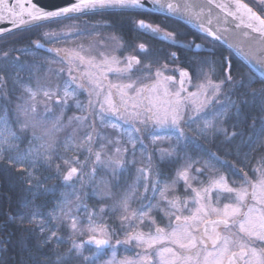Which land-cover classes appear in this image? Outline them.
<instances>
[{
    "label": "snow or ice",
    "instance_id": "snow-or-ice-1",
    "mask_svg": "<svg viewBox=\"0 0 264 264\" xmlns=\"http://www.w3.org/2000/svg\"><path fill=\"white\" fill-rule=\"evenodd\" d=\"M149 3L153 11L194 23L213 48L210 56L191 57L189 71L172 66L179 59L176 52L169 53L163 62L148 58L149 49L144 43L121 54L125 44L115 35L110 37L114 46L107 50L105 41H99L95 48L81 44L72 49H46L56 54L54 60L38 54L44 49L39 41L33 42L34 48L16 50L33 59L66 66L48 68L56 77L54 86L41 84L37 77L33 87L21 82L20 73L35 77L40 65L22 63L20 55L14 58V82L23 91L17 98V123L21 133L32 130L27 150L20 151L17 143L26 137L0 120V163L19 173L24 191L31 196V202L23 205L27 211L9 216L6 223L30 234L23 250L31 264H66L72 252L82 264H92L105 249L119 245L139 249L134 258L120 264H264V159L252 169V177L243 166L237 171L232 165V176L243 173L237 182L220 172L217 165H228L215 153H210L207 161L181 155L182 146L200 138L214 140L223 135L224 141L231 143L240 135L235 130L229 132L223 126L224 120L233 108L240 116V104L247 103L241 90H251L253 95L256 90L252 89V79L245 81L243 76L233 74L231 56L234 52L264 77V11L254 10L244 0ZM259 4L264 8V0ZM210 5L219 13L214 14ZM108 8L145 9V0H73L55 10L45 9L34 0H0V22L12 26L0 29V33L48 28L43 35L50 42L99 36L95 28L88 31L87 25L83 31L78 27L73 31L71 26L62 31L51 28ZM133 23L142 30L161 32L144 20ZM229 33L236 42L229 39ZM163 35L176 43L174 33ZM218 41L230 50L227 57L214 58ZM188 47L198 53L204 45L190 43ZM8 56L5 52L0 58ZM218 73H222L220 79L214 80ZM193 74L200 82L194 85L195 91H190ZM6 84L0 73V96L5 99ZM237 92L239 98L233 100ZM259 92L264 95V88ZM81 93L86 94V102L80 99ZM69 111L73 114L65 120ZM37 129L41 135L36 134ZM62 132L65 135L61 139ZM33 141L38 144L33 145ZM164 143L167 147L162 146ZM245 143H249V152L243 154V161L250 158L255 146H264V116L256 140L249 137ZM60 148L76 155H62ZM240 152L237 146L238 161ZM166 161L180 163L170 181L160 179L159 165ZM130 167H135L134 181L113 205L89 207V195L101 202L112 199V187L119 185ZM52 179L61 181L63 191L60 199L53 201L55 206L44 214L41 208L45 205L35 201L54 192L46 186ZM89 186L91 193L87 191ZM180 186L183 194L178 190ZM141 187L144 193L138 195ZM134 199L139 200L138 208L131 206ZM113 217L120 221L118 229L108 223ZM61 227L68 230L71 240L66 254L56 251L65 242L59 235ZM7 242L0 240V252L7 251ZM86 246L94 249L90 256L84 255ZM21 264H25L23 258ZM106 264L115 261L109 259Z\"/></svg>",
    "mask_w": 264,
    "mask_h": 264
},
{
    "label": "trees",
    "instance_id": "trees-1",
    "mask_svg": "<svg viewBox=\"0 0 264 264\" xmlns=\"http://www.w3.org/2000/svg\"><path fill=\"white\" fill-rule=\"evenodd\" d=\"M247 1V0H246ZM249 3V2H248ZM249 5H251L249 3ZM252 6V5H251ZM253 7V6H252ZM254 8V7H253ZM255 9V8H254ZM256 10V9H255ZM260 12V11H258ZM95 16L103 18L101 21H105L107 26V31H102L100 33L99 38H106L107 35H113L119 37L125 44V48L128 51H131V47L144 43L148 49L149 58L154 61L163 62L167 60L169 53L176 52L179 59L175 62L176 66L178 65L181 68H189L190 58L196 55H199L201 58L208 57L213 51L211 45H209V49L202 48L198 53L191 49L187 51L180 46V43H165L158 39L157 37H153L143 32L142 29H139L133 22L138 21L139 19L150 18L153 22L159 24L163 29L168 30L171 33L175 34L176 40H187L193 38L195 40L202 39L206 42L204 37L198 36L193 30L183 25L182 23L161 17L158 15L143 13V12H130V11H104V12H96L89 13L86 16H82V18H94ZM94 20V19H93ZM37 28H32L28 31H15L3 37H0V56L3 53L8 52L10 58L16 57L18 55L17 49L22 48H34L32 44L33 39H40V37L32 36L29 32L35 30ZM101 29H99V32ZM32 33V32H31ZM21 34L20 36L24 37L17 41H12L11 43H4L6 39L13 38V36ZM107 34V35H106ZM19 36V37H20ZM84 42H87L86 39H83ZM39 51V50H38ZM40 52V51H39ZM215 57L219 58L221 56L227 57L229 55V50L222 47L220 44L215 43ZM46 55V54H45ZM143 55V54H142ZM54 56V55H50ZM26 58H21L20 62L24 61ZM232 66L234 69V75L237 77L243 76L245 81L252 79L254 83L252 84V89L256 90V95H253L251 90H241L243 91L244 97L243 99L247 101V103L240 104V116L237 117L236 110L233 108L227 118L224 120L223 126L229 131H237L240 135L236 136L231 143L225 142L221 150L216 154L222 161H226L227 165H235V169L240 168V162L243 161V154L249 152V143H245V141H249V137L252 138V141L256 140L257 134L260 132L261 128V117L264 116V95L260 94L259 90L264 88V82L261 81L258 77H256L249 68L233 53L231 56ZM181 64V65H180ZM191 71V68H189ZM40 75V71L37 73ZM222 73H218L213 77L214 80H219ZM53 78L51 73H48L44 79L45 83H49ZM239 92L234 93L232 95L233 100H238ZM68 115L65 116L67 119ZM253 118H255V126H252ZM233 125H236L233 128ZM237 146L240 147V161L236 159L235 150ZM209 150H213L214 145L208 146ZM189 153L192 157H203L205 159L208 158V155L205 153L206 151L197 149H189ZM264 156V146H255L254 150L250 152V158L245 161L244 168L247 171L251 168L260 157ZM228 158V159H227ZM215 163V161H213ZM179 164V162L167 164H161L162 167V176L169 178L170 174L173 173V168ZM126 176V180H125ZM135 177V169L130 167L126 174L122 175L119 185L113 186L111 191L113 193L112 199H106L103 202L98 201L96 198L90 197L87 204L89 207L99 208L101 203L105 205H111L113 202L120 198V195L124 193V191L131 185L134 181ZM111 180V177H107ZM115 184V182H113ZM25 185L19 179V173L15 171L14 168L9 167L6 164L0 163V225H5L2 229H0V240H7L6 248L7 251L0 252V261H3L4 264H21L22 258L25 264H31L30 261L27 260V253L24 252V241L29 240L30 242V234L27 233L23 228L17 227L13 223H6L8 221L9 216H17L22 211H27V209L23 208V205L27 202H31L30 194L24 191ZM142 188V187H141ZM139 192V190H138ZM118 197V198H117ZM30 204V203H29ZM109 224L113 225L118 229L117 224L113 221H110ZM65 233V232H64ZM63 233V235H64ZM63 237V236H62ZM70 240H65L64 243L57 247V252L64 254L65 249L69 248ZM90 250H93L92 247L86 246V251L90 253ZM104 250V257L107 256L108 251ZM122 251V250H120ZM47 255H51L47 249L45 250ZM84 252V253H85ZM74 252L71 253V255ZM121 253V252H119ZM74 258L72 262H75ZM68 262H66L67 264Z\"/></svg>",
    "mask_w": 264,
    "mask_h": 264
},
{
    "label": "rangeland",
    "instance_id": "rangeland-1",
    "mask_svg": "<svg viewBox=\"0 0 264 264\" xmlns=\"http://www.w3.org/2000/svg\"><path fill=\"white\" fill-rule=\"evenodd\" d=\"M248 2L257 11H260V12L264 11V8H262L260 6V4H259V0H248ZM100 19L102 20L103 18L97 17V16H95L94 18H92V17H89V18H87V17L86 18L79 17L78 19H75V20H66V21L63 22L62 25H53L51 30H53V31H62V30L65 29V26H71L73 28V31H75V29L77 27L80 30L83 31L85 29V25H87L88 26V28H87L88 31H92V29L95 28L97 31H99V29H101L100 33L102 31L109 32V31H107L108 28H107V26L105 24V21H101ZM48 30H49L48 28H37V29L31 31L32 33L29 32L32 36L40 37V39H33L32 42L39 41L43 45L48 46V47L53 48V49H55V48H69V49H72V48L78 47L81 44H83L85 47L92 46L93 48H95V47L99 46V41H105V50H107L108 48L114 46V42L110 39L111 35H107V34L106 35L108 37H106V38H99V37H97L95 35H93V36L81 35L79 37L73 36L72 38H68V39H66L64 41H60V42H50L43 35V33L45 31H48ZM143 32L148 34V35H151V36L153 34L150 31L143 30ZM164 32H166V31L161 30V32L157 33L155 37H157L158 39H160L163 42H168V41L171 42L172 40L165 39V37L163 35ZM20 35L21 34H18V35L13 36V38L6 39L5 42H2V44L11 43L12 41H17V40H20V39L24 38V37H22ZM83 39H86L87 42H84ZM175 40H176V38H175ZM176 41H180V40H176ZM181 41H183V40H181ZM32 44L34 45V43H32ZM124 51H128V49L124 48L122 50L121 54H123ZM17 54L20 55V59L22 57L26 58L24 61H22V63L26 62L29 65H40L39 70L36 72V76L35 77H31L30 78V74L27 73V72L20 73L21 82L22 83L31 84V86H33V87L36 86L37 77L39 78V82L41 84H45V85L50 84V85L54 86L55 83L57 82L56 81V77L54 75H52L53 78H51L52 80L48 84L44 82V79H45L46 75L49 73L48 72V68L51 67L53 70L59 69L60 67H65L66 68L65 65H61L59 63H50L49 64V63H46V62L41 61L39 59H33V57L30 56V55H22L20 53H17ZM38 54L42 55V56H48L50 59H53V60L57 59L55 53H54V56H50V55H45V54H43V53L38 51ZM14 58L15 57H12V58L7 57V59L0 58V73H2L4 75V77H5L6 81H7L6 91H5V95H6L7 98L5 99L4 97L0 96V120L6 121L7 125L13 131H15L18 134L23 135V136L26 137L25 139H21V140H19L17 142L18 145H19V150L23 152V151L27 150L30 147V145L28 143V138H31L32 130L29 129L26 133H21L19 125L17 123V103L20 102V101L17 100V98L20 97L21 95H23V91H22L21 87L14 82V79H15V76H16V73H15V70H14V66H13ZM148 58H149V56H148ZM39 71L41 73L40 75L37 74ZM199 82L200 81H198L196 79L195 74H193V80H192L193 87H190L189 90L190 91H195L194 85H196ZM80 99L82 101L86 102V100H87L86 94L85 93H81ZM216 107H219V105H217ZM41 111H42V109H41ZM72 114H73V111H69V112L66 113V115H68V116H71ZM65 120H67V119H65ZM36 134L37 135H41L42 131L40 129H37L36 130ZM64 135H65V133H63V132L59 134L61 139L64 137ZM189 135L190 136L194 135V133L189 132ZM145 143H148L149 146L151 147L149 141L146 140ZM224 143H225V141H224L223 135L217 136L214 140H205L203 138H200L198 140H195V141L187 144L186 146H182L183 151H182L181 155L187 154V155L191 156L190 153H189L190 152L189 149H191V148L194 149V150L197 149L198 151L203 150V151H206L205 153L208 155L207 159H205L203 157H200V156H197V157H192L191 156V157L194 158V159H199L201 161H207L210 158V153L217 154L219 152V150H221V147H223V145H225ZM36 144H38V142L33 141V145H36ZM212 145H214L213 150H211V149L209 150L208 146H212ZM162 146L163 147H167V143H164ZM58 151H59L60 154L67 155L70 158L76 155V153H74V152L65 153L62 148L58 149ZM235 153H236V150H235ZM81 159H83V156H81ZM261 159H264V156L260 157L258 159V161L261 160ZM258 161L251 168H249L247 170V172H248L250 177H252L254 175L252 169H254V168H256L258 166ZM57 162L59 163V161H57ZM241 162H240L239 166L240 167L241 166L244 167L245 161H243V163H241ZM164 163L167 164L168 162L166 161ZM164 163H161V164H164ZM3 164H5V163H3ZM160 165H159V167H160L161 173H162V167ZM179 166H180V163L176 164V166L173 168V173H171L169 175L170 176L169 178L163 177L162 176L163 174H161L160 179L162 181L163 180L170 181L173 178V176L175 174V171H176V169ZM217 167L219 168L220 172L229 174L230 179H234L237 182H239L240 177L243 175V173H239L238 175L232 176L231 175V171H230V168H231L230 165H228L227 167H220L219 165H217ZM133 168L135 169V167H133ZM235 170L238 171V169H235ZM54 174H55L54 172H46L45 173V175H54ZM46 186L48 188L54 189V192L48 194L47 196H41L39 199H37L35 201V204H37V205H45L43 208H41V211L44 214H47V212L55 206L53 201L60 199V192L63 191V189L61 187V181L60 180H56V179L49 180V181H47ZM91 190H92L91 186H89L87 191L89 193H91ZM178 190H179V192L181 194H183V187L182 186H180ZM143 193H144V189L143 188H139L138 195L139 194H143ZM121 195H120V197H121ZM117 200H115L113 202V204ZM30 201H31V199H30ZM88 201H89V199H87V202ZM113 204H111V205H113ZM111 205H109V206H111ZM131 206L133 208H138L139 207V200L138 199H134L131 202ZM29 207H31V203L29 204ZM157 219L159 220L160 218L157 217ZM110 221H113L114 223H116L117 227L119 228L120 221L118 219L113 217L112 219L108 220V223ZM52 226H55V225L53 224ZM63 233H64V235H63ZM59 235L63 236L64 240H68V241L70 240L68 238V236H69L68 230L66 228H64V227H61ZM121 238H123V237H121ZM69 243H70L69 244V248L65 249L64 254L69 253V250H70V247H71V240H70ZM58 247H60V245ZM59 249H56V250H59ZM120 250H122V251H120ZM92 251H94V249L90 250V253L85 252L84 255H89L90 256ZM106 251H108L107 256L104 257V255H103L104 251H103L98 257H96L93 260L92 264H106V261H108L109 259H114L115 264H120V261H123L126 258H128V259L134 258L136 252L139 251V249H135V248H133L131 246L119 245V246H116L115 249L108 248ZM119 252H121V253H119ZM113 253H114V255H113ZM74 257H75V253H73L70 256L69 260L67 261L68 262L67 264H82V261H79V260H76L75 262H72Z\"/></svg>",
    "mask_w": 264,
    "mask_h": 264
},
{
    "label": "water",
    "instance_id": "water-1",
    "mask_svg": "<svg viewBox=\"0 0 264 264\" xmlns=\"http://www.w3.org/2000/svg\"><path fill=\"white\" fill-rule=\"evenodd\" d=\"M12 2H14V0H12ZM34 2H36L39 6L44 7L45 9L48 10H55L56 8L59 7H63V6H67L69 4H71L73 2V0H34ZM218 2H224V0H218ZM210 8H212V12L214 14L219 13V9H216L214 6L210 5ZM104 11H130V12H143V13H148V14H153V15H158L161 17H165V18H169L175 21H178L180 23H182L183 25L187 26L188 28H190L191 30H193L195 33H197L198 35L204 37V34L200 32L199 28L194 24V23H189L186 19H182L179 16H172L169 15L167 12H156L152 10V5L149 3V0H145V9H120V8H108V9H103V10H97L96 12H104ZM93 12V13H96ZM221 16L223 15L222 13L220 14ZM230 19V18H229ZM216 22L214 21V24ZM12 26L10 23H8L7 21L4 22H0V29H10ZM15 31H19V29H13L12 31H4L3 33H0V37H3L5 35H8L12 32ZM209 40L211 39L210 37L208 38ZM229 39L232 40L233 42H236L235 38L231 35V33H229ZM220 44L222 47L227 48V45H225L222 41H218L215 42ZM50 47L45 46L44 45V49H40L39 51L43 52V53H47L50 54L46 51V49H48ZM229 50V49H228ZM230 51V50H229ZM233 54L238 57L248 68L249 70L256 76L258 77L261 81L264 82V77H262L260 75L259 72L256 71V69L252 68L250 65L246 64L243 59L241 57H239L238 55H236L234 52ZM91 247V246H89Z\"/></svg>",
    "mask_w": 264,
    "mask_h": 264
},
{
    "label": "flooded vegetation",
    "instance_id": "flooded-vegetation-1",
    "mask_svg": "<svg viewBox=\"0 0 264 264\" xmlns=\"http://www.w3.org/2000/svg\"><path fill=\"white\" fill-rule=\"evenodd\" d=\"M245 2H248V0L246 1V0H244ZM139 20H144L145 22H147V23H150V24H152L153 26H158L161 30H163V31H166V32H169L168 30H165V29H163L159 24H157V23H155V22H153L152 20H150V18H147V16H146V19H139ZM151 21V22H150ZM146 31V30H145ZM150 33V32H149ZM153 33V32H152ZM156 34L157 33H153L152 34V36L153 37H155L156 36ZM199 36V35H198ZM204 39V38H203ZM176 42H178V44L180 43V46L183 48V49H186L187 51H190L191 49H189V47H188V45L190 44V43H195V44H201V45H204V48H207V49H209L210 47H209V44H207L204 40H202V39H199V40H195V39H193V38H190V39H187V40H185V41H176ZM165 43H172L173 44V42L171 41V42H165ZM188 43V44H187ZM193 51H195L194 49H193ZM196 52V51H195ZM42 53V52H41ZM43 54H45V53H43ZM46 55H54V52L53 53H50V54H46ZM181 65V64H180Z\"/></svg>",
    "mask_w": 264,
    "mask_h": 264
}]
</instances>
